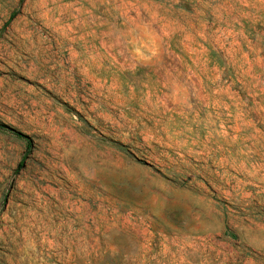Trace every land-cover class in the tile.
I'll use <instances>...</instances> for the list:
<instances>
[{"label":"rangeland","instance_id":"obj_1","mask_svg":"<svg viewBox=\"0 0 264 264\" xmlns=\"http://www.w3.org/2000/svg\"><path fill=\"white\" fill-rule=\"evenodd\" d=\"M0 122V264H264V0H0Z\"/></svg>","mask_w":264,"mask_h":264},{"label":"trees","instance_id":"obj_2","mask_svg":"<svg viewBox=\"0 0 264 264\" xmlns=\"http://www.w3.org/2000/svg\"><path fill=\"white\" fill-rule=\"evenodd\" d=\"M13 15H14V13L11 14V16H10L9 19H11V18L13 17ZM0 129H1V130L8 131V132L12 133L13 135L17 136L18 138L23 139V140L26 142L27 147L30 146V144H31V139H30V137H29L28 135H26L25 133H23V132H21V131L15 129V128H13V127H11V126L5 124V123H2V122H0ZM22 161H23V160H20V162L18 163V166H17V168H16V171H18V170L21 168V166H22Z\"/></svg>","mask_w":264,"mask_h":264}]
</instances>
